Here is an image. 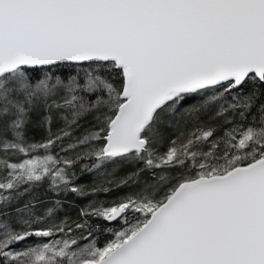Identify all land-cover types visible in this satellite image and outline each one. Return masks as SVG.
I'll use <instances>...</instances> for the list:
<instances>
[{
	"label": "snow or ice",
	"instance_id": "6c2138e0",
	"mask_svg": "<svg viewBox=\"0 0 264 264\" xmlns=\"http://www.w3.org/2000/svg\"><path fill=\"white\" fill-rule=\"evenodd\" d=\"M0 264H264V0H0Z\"/></svg>",
	"mask_w": 264,
	"mask_h": 264
},
{
	"label": "trees",
	"instance_id": "16d2710c",
	"mask_svg": "<svg viewBox=\"0 0 264 264\" xmlns=\"http://www.w3.org/2000/svg\"><path fill=\"white\" fill-rule=\"evenodd\" d=\"M76 71H79L78 68L75 66L73 67H67L61 69V72L64 75H67L69 72L75 74ZM82 75V73H81ZM251 85L247 86L250 87ZM253 112H255V109H253ZM249 119H251V115L249 116ZM30 136L34 137L35 139L39 140L45 135V131L42 127H39L38 121L32 125H30L29 128ZM176 134V129L175 128H169L164 130V135L165 137L172 136V138H175ZM116 164L118 167L110 166L109 172H113L115 175L113 177H104L101 180L105 179H111V178H123L125 176H128L132 171L135 170L137 167L138 162L135 160H121L117 161ZM78 183H81V186L84 187V189L87 191L91 190V185L94 183H91V175L89 172L86 171H81V167L78 165L74 169ZM149 173H144L143 176L140 177V181L148 180L149 179ZM99 181H96L95 183L98 184ZM151 182V181H149ZM95 185V184H94ZM93 185V186H94ZM48 184L45 182L43 184H40L37 187H34L27 195H23L20 198V204H23L24 202H27L30 199L35 198L39 204H40V211L43 212V210L46 207H51L54 204H56L57 200L61 202V206L57 209V212L59 214L58 219L50 221L53 223H59L63 220H68L71 222L72 220L77 219L79 215V210L82 207H85L89 203L90 197L89 195H84V196H79L77 194H62V195H57L48 189ZM107 186V185H106ZM141 185L139 183H133L127 187H120L118 189L119 194L124 195V194H131L132 192L140 191L141 190ZM102 197H96L95 199H99L100 201H103L107 199L105 195L101 194ZM91 201V200H90ZM31 243V241H29Z\"/></svg>",
	"mask_w": 264,
	"mask_h": 264
},
{
	"label": "rangeland",
	"instance_id": "374dc122",
	"mask_svg": "<svg viewBox=\"0 0 264 264\" xmlns=\"http://www.w3.org/2000/svg\"><path fill=\"white\" fill-rule=\"evenodd\" d=\"M110 168H111V167L109 166L108 170H110ZM90 175H91V183L93 182L95 185H96V183H95L96 181H99V182H98V184H99L101 181H103V180H101V179H103V178L105 177L104 175H92L91 173H90ZM114 175H115V174H114ZM76 177H77V176H76ZM44 183H45V182H44ZM46 183H47V182H46ZM79 184L81 185V183H79ZM94 184H93V185H94ZM93 185H91V186L93 187ZM38 186H39V185H38ZM36 187H37V186H36ZM47 187H48V186H47ZM92 187H91V188H92ZM140 187H141V186H140ZM90 197H92V199L90 198V199H89V202H90V200L93 201V199L96 198V197H94V196H90ZM99 197H102V196L100 195ZM57 201H58V200H57Z\"/></svg>",
	"mask_w": 264,
	"mask_h": 264
}]
</instances>
